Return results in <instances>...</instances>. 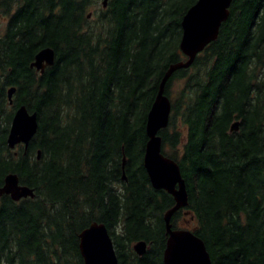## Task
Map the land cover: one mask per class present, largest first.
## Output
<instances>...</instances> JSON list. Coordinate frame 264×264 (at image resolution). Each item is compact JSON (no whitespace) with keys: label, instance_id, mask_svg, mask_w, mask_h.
<instances>
[{"label":"trees","instance_id":"obj_1","mask_svg":"<svg viewBox=\"0 0 264 264\" xmlns=\"http://www.w3.org/2000/svg\"><path fill=\"white\" fill-rule=\"evenodd\" d=\"M196 1L0 0V187L14 175L33 193L0 197V264H82L77 236L93 223L117 264H162L173 201L149 185L144 127L166 70L185 60L180 22ZM45 48L54 62L39 75L29 66ZM163 95L160 153L187 195L171 229L191 221L210 264H264V0H232L216 40ZM19 107L36 115L25 152L5 145Z\"/></svg>","mask_w":264,"mask_h":264},{"label":"water","instance_id":"obj_2","mask_svg":"<svg viewBox=\"0 0 264 264\" xmlns=\"http://www.w3.org/2000/svg\"><path fill=\"white\" fill-rule=\"evenodd\" d=\"M231 1L197 0L184 14L180 22L181 39L178 49L185 61L168 67L146 116L144 132L147 141L143 150V169L150 187L155 191L164 192L173 201L172 208L163 216L166 242L162 252V264H210L204 245L197 237L189 231L172 230L169 225L174 213L186 209L187 195L177 165L160 153L158 133L166 129L170 114V103L163 95L165 83L173 73L188 69L195 57L216 40L220 26L227 20ZM106 2L107 0L101 1L102 9L105 8ZM53 62L52 50L43 49L35 55L29 68L41 75L46 68L53 66ZM13 93L12 88L7 91L9 106ZM236 128L237 125L234 124L230 132H235ZM36 130V115L29 114L24 107H19L14 111L9 124L5 140L7 149L11 151L21 146L25 152ZM38 158L39 153L36 154V160ZM2 196L8 197L13 203L33 199L32 191L20 186L14 175L4 177L0 187V197ZM77 238L82 264H117L104 226L93 223L81 231ZM131 249L136 256L141 257L145 253V244L135 243Z\"/></svg>","mask_w":264,"mask_h":264},{"label":"rangeland","instance_id":"obj_3","mask_svg":"<svg viewBox=\"0 0 264 264\" xmlns=\"http://www.w3.org/2000/svg\"><path fill=\"white\" fill-rule=\"evenodd\" d=\"M100 3H101V0H97V6H98V8H100ZM98 8H92L89 12H88V14L90 15H92L93 16V14H98ZM90 15V16H91ZM0 20H1V17H0ZM91 20V19H90ZM172 97H173V95H172ZM191 222V221H190ZM189 221L188 222H186V227H187V229H189V230H192L193 229V227H194V224L192 225L191 223H190Z\"/></svg>","mask_w":264,"mask_h":264},{"label":"bare ground","instance_id":"obj_4","mask_svg":"<svg viewBox=\"0 0 264 264\" xmlns=\"http://www.w3.org/2000/svg\"><path fill=\"white\" fill-rule=\"evenodd\" d=\"M45 49H49V48H45ZM42 50H43V49H42ZM234 124H236V125L238 126V123H237V122H235ZM234 124H233V125H234ZM233 125H232V126H233ZM236 129H237V128H236ZM31 191H32V190H31ZM105 230H106V229H105ZM106 233H107V231H106ZM107 236H108V233H107ZM108 238H109V240H110V237H109V236H108ZM110 241H111V240H110ZM138 242H142V241H138ZM138 242H136V243H138ZM142 243H144V242H142ZM111 244H112V243H111ZM134 244H135V243H134ZM134 244H133V245H134ZM144 244H145V243H144ZM145 248H146V245H145ZM113 252H114V251H113ZM207 255H208V254H207ZM208 258H209V257H208Z\"/></svg>","mask_w":264,"mask_h":264}]
</instances>
